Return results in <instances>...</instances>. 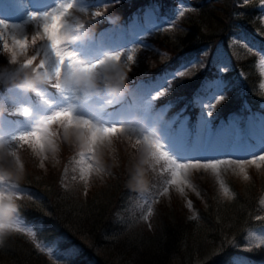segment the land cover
<instances>
[{"label": "trees", "instance_id": "16d2710c", "mask_svg": "<svg viewBox=\"0 0 264 264\" xmlns=\"http://www.w3.org/2000/svg\"><path fill=\"white\" fill-rule=\"evenodd\" d=\"M78 1L81 7L68 9L63 22L66 21L64 29L71 25L72 32L78 30L79 43L73 48L84 58L96 52L101 40L113 34V30L128 28L133 19L141 21L147 12L156 11L158 16L169 21L168 25L149 34L146 41L151 47L149 51L136 48L132 61L128 60L125 67H116L121 74L127 73L129 90L119 105L109 109L108 104H103L94 109L104 122L122 119L127 109H133L135 116L142 118L143 114L134 105L137 103L135 87L142 82L147 86L159 85L156 96L148 104L147 116L164 109L163 120L180 130L183 127V132L192 137L190 146L197 150L193 135L197 131V120L203 115L199 100L213 90L210 85L218 79L220 94L208 112V126L216 132L235 127L238 134L230 143L240 148L239 155L245 153V141L254 143L257 140L249 126L259 121L264 123V87L258 66L259 59L264 58V0ZM13 2L0 0V12L8 13V10L15 15L17 10ZM180 2L185 3L187 9L176 14ZM40 24L35 22L27 27L28 44L25 52L15 57V64L11 63L13 54L0 45V73H14L8 80H0V103L9 90L15 88L10 82L24 71V61L36 56L31 68L41 59L54 60L46 40L38 39L35 46L32 44L33 35L37 32L43 35ZM87 46L89 52H86ZM218 47H222L228 60V68L221 71L215 56ZM179 68L182 75L163 78L167 73H177ZM48 91L61 98L55 89ZM28 95L40 102L35 92ZM14 106L20 108L15 102L6 105ZM2 108L0 106V115L23 124L25 116L22 113ZM157 121L154 117L152 126L144 125V128L160 133ZM58 128L59 125L55 130ZM224 135H228L227 131ZM111 142L104 148L102 157L93 154L94 161L102 168L101 177L96 185L87 189L81 188L75 179L66 182L68 179L62 174L80 149L60 143L59 167L54 173L39 171L29 153L26 160L18 155L24 170L17 174L13 169L15 162L6 156L0 169V176L4 177L1 182L20 190L14 202L18 217L38 226L40 233L61 250H66L64 252L73 250L81 263L231 264L232 259L237 258L244 264H264V248L246 244L249 232L264 226V174L257 175L248 168L249 164L225 163L215 169L203 167L205 159L214 158L193 153L189 156L199 157L200 164L185 159L182 164L188 166L182 173L197 195L190 197L187 203L177 204V199H173L169 207L161 201L149 216L148 219L153 220L145 229L144 224H134L125 210L129 200L143 192L129 190V170L145 156L160 161L159 150L152 145L144 146L139 138L119 137ZM19 144L22 143L15 141L13 144L16 152L25 150ZM217 159L239 158L222 156ZM241 166L243 168L239 169ZM143 167L146 169L145 165ZM247 168L251 172L249 176ZM218 181L227 189L226 195L218 192ZM27 192L38 198L25 197ZM0 264L53 262L37 248L32 237L13 230L0 247Z\"/></svg>", "mask_w": 264, "mask_h": 264}, {"label": "rangeland", "instance_id": "374dc122", "mask_svg": "<svg viewBox=\"0 0 264 264\" xmlns=\"http://www.w3.org/2000/svg\"><path fill=\"white\" fill-rule=\"evenodd\" d=\"M67 3H71L73 6H78L79 8L81 7L79 6L80 3L78 0H14L13 7L15 8V10H17V13L15 15H12L13 13L9 14L10 11L8 10H6V12L8 13H5L4 11L3 13H0V19H3L5 21V25H7V27L0 26V45L2 46V49L7 50L11 54H13L14 52L15 57L25 52L26 48L20 49L19 47L14 46L12 40L14 37L19 39H27V27L30 24H34L35 22H37L31 21L27 17V13L33 10H47L51 12L53 8H59L61 12H64L63 17L59 22L60 30L58 35L63 41H70L72 36H77L79 33L77 32L78 30L76 32H72L70 29L71 25H68V27L64 29L66 21L64 23L63 20L66 19V11L62 6ZM178 8L179 12H182L187 8V6L186 4L180 2ZM157 18L158 17H156V14L146 15L145 19L143 20L144 26L142 29H139L137 23L133 21V24L130 27L132 31L128 33V36H126V33H124L123 35L116 38L110 36L106 37L105 39L101 40V43L99 44L100 50L97 53L91 55L88 58H84V56L79 55V53L78 56L82 60L90 62L99 58H105L106 56H110L118 52L120 54V59L109 60L107 61V63L115 67H125V63L129 60L128 57L131 56L133 59L132 52H135V47L131 44L136 42V39H138L137 37L142 36L144 33L149 32L150 30H155L157 27L164 26L166 23H168L167 20L163 19L161 21H157ZM39 22L42 23L43 21ZM5 43L8 44V48L4 47ZM77 43L78 41L73 44L66 43L65 50L70 51L71 49H73L74 51L73 45ZM145 50L147 49H144V51ZM86 52H89L88 46ZM215 56L217 58V68H219V71L227 69L228 60L224 51L222 50V47L217 48ZM132 59L129 61H132ZM73 63L75 64V60L73 61ZM47 66L51 67L50 64H48ZM258 66L262 72V86L264 87V58L259 59ZM38 71L42 70L39 69ZM13 75V72L0 73V80L6 81ZM220 85V81L218 79L215 80L214 83L210 85V87H213V90L199 100L203 115L207 116L212 103L215 100L214 98L218 94H220V92L218 91ZM157 86L159 85L146 86L142 84L137 86L138 92L135 95V99L137 100L136 107L142 108V110L140 109V112H145L147 110L148 104H150L151 100L156 96V94L154 93L156 92ZM36 94L40 97V102L38 104L34 103L28 93H23L17 88H12L0 103V106L3 107L2 109L4 111L10 110V112H20L23 114L24 110L27 109L29 113L27 116L23 114L25 116V120L22 121L23 124H13L12 121L6 119L3 115H0L2 116L0 119V146H2L0 147V151L6 153V156L11 158L15 162L13 169H16L17 174H20L24 170V163H21L20 159L18 158L19 154L21 155L23 160H26L28 158L27 155L29 153L33 155L35 159V165H37V169L45 173H54L56 168L58 169L59 167V150L55 153V155H53L50 150V143L55 142V137H53L52 140L49 141V143H45L46 133L41 132V136L44 137L43 148H41L40 144H33L32 142H27L28 145L32 144L27 148L28 145H24V142L21 141L22 144H19V147L21 149L24 148L25 150L16 152V147H14L16 145L13 146L14 140L11 139L12 135H19V133L23 131H31L32 128L36 127V122L39 119H42L41 116L46 115L47 112L51 110L49 106H47L51 104V101H49V99L55 101V104L53 105L55 107L62 106L66 103L64 99L56 97L49 91L47 93L39 92ZM64 95L65 97H67L68 93H64ZM141 101L143 102L141 103ZM11 102L19 104L20 108L15 106L13 108L6 107V105L10 104ZM66 107H71V104L69 103L68 105H66ZM164 111L165 110L162 109L156 113V119L158 120L156 123L158 127L162 125L161 120L162 118H164ZM128 113L131 115L124 117L121 121L115 122L123 124L124 127L122 130H124V132L128 134L118 131L116 134L110 133L105 135V137L107 140V145H110L112 143V139H116L119 137L130 139L139 138L144 146L152 145V148H157L159 150L160 161H157V159L155 158L150 159V156L144 157V159H147L149 161L148 164L145 165L146 176L149 181H147V186L143 190V192L136 197L131 198L125 208V210L128 212L127 214L130 215L131 219L134 220V224H144V228L147 229L148 222L153 220L148 218L155 210V208L160 205L161 201V203H165L166 207H169L170 203H174V201H171L173 199H177V204L187 203L190 197L197 195V191L191 185H187L186 179L182 173L184 171V167H176L177 164L183 165L182 163L185 161V159H181L182 154L188 152V149L182 148L185 144V140L181 137V134L178 133V135H171L170 141L165 147L160 142V139L157 136L156 132L154 133L153 131H151L150 135H147L143 133V130L139 129L143 124H149L151 126V123H147V120L143 118L142 124L139 117L132 115V112ZM91 115L93 119L99 120L102 123H114L110 121L104 122L99 116L98 112L95 110ZM57 125L59 124L52 123L48 125L47 132L54 131L55 127L57 128ZM249 129L251 130L252 134L256 136L255 138L257 139V141H255L254 143L249 140L245 141L244 149L245 152L249 154L246 157H242L243 160H249L253 157L264 155V123H260V121L259 123H254V125L249 126ZM226 131L228 133L227 137H225L224 135V132ZM209 133L210 128L208 127V124L204 121V119L200 120L198 122V144L200 146V149H195L196 155L204 153L208 154L214 159L221 158L222 156H234L235 154L238 155L240 148L234 147V145H232L231 143L230 145H228L225 139L233 138L238 134V130L235 127L229 126L222 132L221 129H219V131L213 134L211 143L206 144L205 141L207 138H209ZM57 134H59L58 131ZM145 137H147V139H145ZM153 145H158V147H154ZM67 147L73 148L69 145H67ZM190 150L192 149H189V151ZM93 154L94 153H89L85 148L80 149V151L78 152V156L74 159L73 163L69 164L63 170V178L68 179L66 180V182H69V179H75L82 186L81 188L86 187L85 189H87L88 186L90 188L97 184L99 178L101 177L102 168L96 161H94ZM45 157L48 158L45 159ZM197 158L199 159V157ZM257 160L258 161H256V163L249 164L248 168H251V171H255L257 175L264 174V162L261 163V161L264 160ZM173 161H175V163H173ZM41 164H43L44 166L41 167ZM240 168L243 167L241 166L239 167V169ZM248 168L246 169V171L248 170ZM249 171L250 170H248V176L249 173H251ZM173 172H176L175 178L172 175ZM15 173L16 172L14 171L13 175H15ZM173 179H175V183H169V181ZM151 180L154 181V183H152ZM1 181L2 179H0V192H3L6 197H11L12 202L14 203L15 200L19 198L20 190L14 185H4ZM221 181L217 182L218 192H225L226 195L227 189L221 184ZM165 189H167V192H165ZM28 195L29 193L27 192V196L25 197H29ZM228 196L230 195L228 194ZM31 197L33 199L38 198V196ZM191 214L192 213L190 212V215ZM15 225L16 227L21 229L19 232L28 234L29 237H32L35 240L37 248L41 252L49 256L53 264H87L78 261L75 258L73 251L64 252L66 250H61L56 243L49 241L48 238L45 237V235L40 233L39 227L23 221L18 217V215H16L15 217ZM246 241V244L249 246L261 245L264 248V227L249 232ZM231 264L241 263L233 258Z\"/></svg>", "mask_w": 264, "mask_h": 264}, {"label": "clouds", "instance_id": "9594fccd", "mask_svg": "<svg viewBox=\"0 0 264 264\" xmlns=\"http://www.w3.org/2000/svg\"><path fill=\"white\" fill-rule=\"evenodd\" d=\"M119 19V16H117L116 20ZM3 23L5 21L0 19V24ZM38 39L43 40L44 37L39 36ZM70 51L74 53L75 64L65 62L61 66L56 54L51 51L54 60L41 59L35 67L31 68L26 67L24 61L22 65L24 71L19 73L14 82L10 83L23 93H47L48 90L55 89V93L66 101L64 105L55 107L53 106L55 101L49 99L51 104L47 106L51 110L36 122V127L40 126L54 111L69 110L71 112L70 120L67 118L56 120L53 123H58L59 128L46 133L45 143H49L55 137V142L50 143V150L53 155L59 150V144L64 143L74 149L85 148L89 153H94L97 158H100L104 154L107 140L105 135H100L93 142L91 129L103 132L109 128H114L118 130L111 132V134H116L123 129L124 125L120 123H102L93 119L91 114L94 113L96 107L105 103L110 106V109L124 100L129 90L128 76L127 73L121 74L118 68L107 63V61L105 62V58H99L102 63L95 70L89 72L79 71L78 69L86 64L94 63L97 59L86 62L79 58L75 51L72 49ZM31 59L34 61L37 57L33 56ZM11 63L15 64L16 58L12 57ZM48 64H51V67H48ZM37 69L42 71H37ZM64 93H68V96L65 97ZM69 103L71 107H66ZM57 131L59 135H57ZM136 143L139 144L140 141H136ZM47 158L45 157V159ZM5 159L6 153L0 151V169H2ZM148 162L147 159L142 158L132 165L127 182L129 190L143 191L146 188L147 176L143 166ZM43 166L41 164V167ZM3 178V176H0V179ZM165 192H167V189H165ZM17 211V206L12 202V198L6 197L3 192H0V247H3L5 240L12 234L13 230H21L15 225Z\"/></svg>", "mask_w": 264, "mask_h": 264}, {"label": "snow or ice", "instance_id": "6c2138e0", "mask_svg": "<svg viewBox=\"0 0 264 264\" xmlns=\"http://www.w3.org/2000/svg\"><path fill=\"white\" fill-rule=\"evenodd\" d=\"M63 9L65 11H67L68 9H71L73 7V5L71 3H67L64 4ZM64 15V12H61L59 8H53L51 12L44 10V11H30L27 13V17L29 20L31 21H43L40 24V28L42 29L43 32V40L47 41L48 47L50 46L51 51L54 52L56 54V57L59 60V63L61 66H63V64L65 62L68 63H73L74 61V53L71 51H67L65 50V44H73L75 42L78 41V37L74 36L70 41H63L61 40L60 36L58 35L59 30H60V20L62 19ZM0 26L2 27H7V25H5V23L0 24ZM41 36L39 32H37L35 35H33L31 37V41L32 44L35 46L38 40V37ZM12 43L14 46L19 47L20 49H25L27 46V39H19V38H13ZM5 48H8V44L5 43L4 44ZM13 58H15V53L13 52ZM120 59V54L117 52L113 55L110 56H106L105 57V62L109 61V60H119ZM129 60L132 59L131 56L128 57ZM33 60L29 59L25 61V66H30L32 65ZM102 63V61H100L99 59H97L94 63H89L84 65L82 68L78 69L79 71H84V72H89V71H93L95 70L100 64ZM182 75V72L179 73ZM177 76V73L175 74V77ZM161 95H163V93H161ZM222 96V94H221ZM25 116H27L28 110L25 109L24 113ZM63 118H67V119H71V112L69 110H65V111H54L53 114L49 117H47L40 126L33 128L31 131H23L21 133H19V135H12L11 139L12 140H18V141H23V142H32L33 144H40L41 148H43V140L44 137L41 136V132L47 133V129H48V125L52 124L53 122H55L58 119H63ZM91 127V126H89ZM118 129H114V128H109L103 132H100L96 129H91V137L93 142H95V139L100 136V135H107L110 134L113 131H117ZM145 139H147V137H145ZM154 147H158V145H153ZM181 159H187L190 161H193L194 164L199 165L201 162V159L198 158H192L191 156H185ZM260 159V160H264V155H261L259 157H253L252 159L249 160H241V159H232V160H223V159H205L206 162L203 164V167H210L215 169L217 166L221 165V164H225V163H231V164H237V165H243V164H254L256 163V160ZM173 163H175V161H173ZM188 165H181V164H177L176 167L177 168H181V167H187ZM173 177H176V172L172 173ZM170 183H175V179L170 180Z\"/></svg>", "mask_w": 264, "mask_h": 264}]
</instances>
